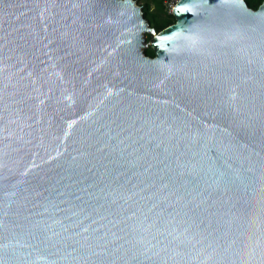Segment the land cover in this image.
Wrapping results in <instances>:
<instances>
[{
	"label": "water",
	"instance_id": "obj_1",
	"mask_svg": "<svg viewBox=\"0 0 264 264\" xmlns=\"http://www.w3.org/2000/svg\"><path fill=\"white\" fill-rule=\"evenodd\" d=\"M171 13L0 0V264H264V0Z\"/></svg>",
	"mask_w": 264,
	"mask_h": 264
},
{
	"label": "trees",
	"instance_id": "obj_2",
	"mask_svg": "<svg viewBox=\"0 0 264 264\" xmlns=\"http://www.w3.org/2000/svg\"><path fill=\"white\" fill-rule=\"evenodd\" d=\"M247 4L253 8L257 7L262 0H245ZM153 3L154 8L150 9L149 4ZM163 0H143L141 4L144 17L148 20L149 24L155 29L159 30L165 25L173 22L174 16L171 12H167L163 7ZM159 7L162 9L161 13ZM146 54L153 55L154 51L150 46L144 48Z\"/></svg>",
	"mask_w": 264,
	"mask_h": 264
},
{
	"label": "rangeland",
	"instance_id": "obj_3",
	"mask_svg": "<svg viewBox=\"0 0 264 264\" xmlns=\"http://www.w3.org/2000/svg\"><path fill=\"white\" fill-rule=\"evenodd\" d=\"M137 1V3L138 4H142V2H143V0H136ZM163 7L165 8V10L167 11V12H169V10L167 9V6H166V2H165V0H163ZM149 8L150 9H153L154 8V4L153 3H150L149 4ZM159 9H160V11H161V13L163 14V11H162V9L159 7ZM156 31V30H155ZM157 32V31H156ZM152 36H153V32H151V31H148V32H145V38H146V44L144 45V47L143 48H146L147 46H150L151 45V38H152Z\"/></svg>",
	"mask_w": 264,
	"mask_h": 264
},
{
	"label": "built area",
	"instance_id": "obj_4",
	"mask_svg": "<svg viewBox=\"0 0 264 264\" xmlns=\"http://www.w3.org/2000/svg\"><path fill=\"white\" fill-rule=\"evenodd\" d=\"M176 1L177 0H165L166 6H167V9L169 10V12L172 11V8L175 5Z\"/></svg>",
	"mask_w": 264,
	"mask_h": 264
}]
</instances>
